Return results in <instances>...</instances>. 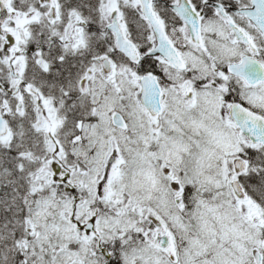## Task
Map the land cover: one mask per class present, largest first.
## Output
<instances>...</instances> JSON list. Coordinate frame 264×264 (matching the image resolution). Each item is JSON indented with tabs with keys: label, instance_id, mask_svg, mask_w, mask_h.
Masks as SVG:
<instances>
[{
	"label": "snow or ice",
	"instance_id": "1",
	"mask_svg": "<svg viewBox=\"0 0 264 264\" xmlns=\"http://www.w3.org/2000/svg\"><path fill=\"white\" fill-rule=\"evenodd\" d=\"M0 264H264V0H0Z\"/></svg>",
	"mask_w": 264,
	"mask_h": 264
}]
</instances>
